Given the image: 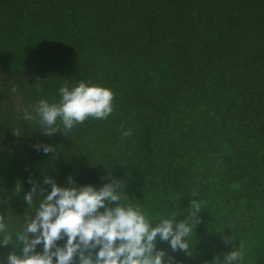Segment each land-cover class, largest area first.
<instances>
[{
    "label": "trees",
    "instance_id": "16d2710c",
    "mask_svg": "<svg viewBox=\"0 0 264 264\" xmlns=\"http://www.w3.org/2000/svg\"><path fill=\"white\" fill-rule=\"evenodd\" d=\"M80 81L112 90L106 119L51 137L23 119ZM46 176L123 181L120 202L153 222L198 204L187 254L157 239L176 264H214L232 249L240 264H264V0H0L6 233L34 216L40 197L29 205L24 194L49 189ZM10 251L0 247V264Z\"/></svg>",
    "mask_w": 264,
    "mask_h": 264
},
{
    "label": "clouds",
    "instance_id": "9594fccd",
    "mask_svg": "<svg viewBox=\"0 0 264 264\" xmlns=\"http://www.w3.org/2000/svg\"><path fill=\"white\" fill-rule=\"evenodd\" d=\"M58 93V101L41 98L23 109V119L35 121L45 136L65 134L90 117L104 120L113 112L114 93L106 86L80 81L72 87L61 86ZM130 134V130L122 133L124 137ZM33 147L44 154L53 151L48 144ZM43 183L50 188L33 183L24 194L29 205L34 196L40 198L34 216L19 232L6 233V225L0 221V247L18 246L3 264H176L174 258L165 259V251L156 246L157 239L166 241L173 252L187 254L192 247L200 220L195 202L183 219L177 220V213L172 212L153 222L139 207L120 202L123 181L109 178L97 187L77 184L68 176L66 184L60 185L46 176ZM242 259V252L232 249L212 262L240 264Z\"/></svg>",
    "mask_w": 264,
    "mask_h": 264
}]
</instances>
